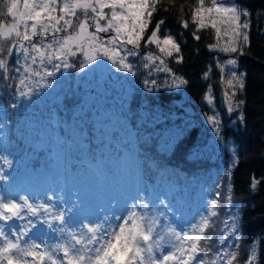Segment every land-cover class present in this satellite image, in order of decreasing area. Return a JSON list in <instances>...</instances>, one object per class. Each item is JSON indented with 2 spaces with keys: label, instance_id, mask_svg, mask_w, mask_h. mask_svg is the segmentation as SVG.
<instances>
[{
  "label": "snow or ice",
  "instance_id": "6c2138e0",
  "mask_svg": "<svg viewBox=\"0 0 264 264\" xmlns=\"http://www.w3.org/2000/svg\"><path fill=\"white\" fill-rule=\"evenodd\" d=\"M161 2L22 0L21 6V0H0L3 16L10 18V22L0 19V80L11 90L13 100L8 107L14 110L22 99L30 100L34 94L51 89L57 73L75 67L73 58H79L81 72L107 61L118 72L136 76L135 58L140 61V67L148 69L149 77L153 72L166 74L163 83L145 79L147 91L185 86L188 81L167 64L169 57H174L177 64L183 62L180 44L170 31L165 29V34L160 35L167 18L156 20L152 26L158 11L169 10L162 9ZM249 16V11L235 0H211L209 7L205 6V0H197V6L191 10V23L196 29L193 38L199 40L196 32L210 26L215 30L217 41L206 45L210 51L243 55L250 44ZM180 23L184 29L189 27L187 20ZM218 25L225 26L223 33ZM153 45L155 51L142 52V48ZM214 59L221 83L230 90H225L223 96L226 110L232 113L244 103L236 101L235 96L245 88V74L237 72L235 57L224 61ZM211 71L212 65H209L203 78L207 79ZM202 100L209 106L214 105L213 95L207 90ZM205 117L219 134V115L205 114ZM238 119L242 121L243 116ZM7 123V118L0 113V129ZM5 180L7 176L0 171V181ZM227 181L225 187L231 189L230 175ZM258 183L252 177L250 187L255 189ZM216 188V199L209 201L206 208L182 227L169 222L167 211L172 210V205L167 197L155 198L167 210L156 211L150 197L142 194L143 189L125 197L122 205L117 201L115 209L99 212L79 195L70 203L54 192L46 193L39 200L29 195L13 199L0 195V221L3 222L0 223V264L5 261L6 264H235L240 238L236 235L234 214L222 221L220 238L213 239L218 231L213 219L218 216L217 200L224 199L220 184ZM227 202H231L230 198ZM27 217H35L47 225L57 234V242L49 244L32 238L30 233L36 224ZM13 219L27 222L17 228L9 224ZM244 264H257L255 250L248 249Z\"/></svg>",
  "mask_w": 264,
  "mask_h": 264
},
{
  "label": "trees",
  "instance_id": "16d2710c",
  "mask_svg": "<svg viewBox=\"0 0 264 264\" xmlns=\"http://www.w3.org/2000/svg\"><path fill=\"white\" fill-rule=\"evenodd\" d=\"M235 3L249 11L251 28L250 44L244 49V54H234L238 59L237 72L245 74V88L235 96L236 101H244L243 105L232 113L226 110L223 90L227 89L221 83V73L216 68L214 59L222 61L228 54L210 51L206 47L217 42L215 30L210 26L196 32L200 36L199 40L192 35L196 29L191 23V10L197 6V0H172L171 3L169 0H162L160 7L169 10L158 11L152 25L154 27L156 20L166 17L160 35L163 36L167 29L180 44L183 62L177 64L174 57H169L167 64L177 75L188 81L182 87L186 104L195 111L219 115L220 132L217 135L222 149L215 157L191 155L195 146L205 138L204 130L196 123H185V126L182 124L181 134L172 137L169 145V138L164 135L165 130L174 123L177 124L181 117L170 118L167 115L180 109L177 105L181 99L179 91L163 88L152 92L145 90L143 82L147 71L137 62L134 63L137 75H126L129 87L126 93L116 90L120 87L112 82H104L102 87L96 88V71H78L79 58H73L75 67L68 74L57 73L51 89L34 94L30 100L22 99L14 110L8 107L13 102L11 90L0 80V109H4L9 124L6 153L10 163L6 166V176L13 178L20 173H29L37 177L40 170L50 167L49 155L47 156L51 141L49 132L39 136L35 125L30 124V120H34L43 129L49 127V108L54 109L52 111L59 119L64 117L67 123L68 165L72 179L89 169L93 175L89 163L100 156L106 172H116L113 159L120 155L122 144H128L126 126L129 123L138 136L144 176L151 174L148 154L153 152L160 158L182 162L181 167L187 176L184 179L178 176L174 178L186 183L189 196L196 193L200 183L206 184L213 195L216 185L220 184L219 190L224 199L217 200L218 216L213 219L218 231L213 239L220 237L224 217L229 212L236 211V235L240 238V247L237 249L235 264H244L249 248L255 250L257 264H264V0H235ZM207 4L208 0H205V6ZM3 11L0 3V19L10 22V18L3 16ZM182 20L189 22L187 29L181 26ZM146 50L155 51V46L142 48V52ZM209 65H212V71L204 79L203 73ZM206 90L213 95L214 110L202 100ZM50 93L57 97L52 98ZM159 110L166 113L165 117L153 123L152 120L157 117L154 118V114H161ZM241 115L242 121L238 119ZM38 138L42 140L39 142L40 147L35 144ZM228 147H232V151ZM106 149L113 153L112 162L105 158ZM229 175L231 189L225 187L229 182ZM252 177L260 181L255 189L250 187ZM181 193L180 189H172L171 200L176 203L177 196ZM229 198L230 203L227 202ZM185 209L188 211L187 206ZM183 214L188 215L186 212Z\"/></svg>",
  "mask_w": 264,
  "mask_h": 264
},
{
  "label": "rangeland",
  "instance_id": "374dc122",
  "mask_svg": "<svg viewBox=\"0 0 264 264\" xmlns=\"http://www.w3.org/2000/svg\"><path fill=\"white\" fill-rule=\"evenodd\" d=\"M209 6H211V0H208V4L206 7H209ZM218 26L221 27V31L223 33V31L225 30V26L223 25H218ZM223 39L226 40L227 37H223ZM231 57H234V54H231V56L230 55L225 56L222 61L228 58H231ZM133 61H134L133 63L137 62L138 64H140V61L136 60L135 58H133ZM70 69H68L67 72L61 70L59 74H61V72L68 74L69 71H71ZM91 69H94L96 71V76L94 79L97 85L96 88L102 87V83L104 82H112L113 85L120 87V89L116 88V90H119L120 92L126 93L127 90L129 89L128 84H127L126 75L130 76V74L118 72L114 67H112V65L109 62L104 61L101 65L91 68ZM145 70L147 71L145 79H156L159 83L165 82V75H166L165 73L153 72L152 76L149 77L148 69H145ZM112 72L113 73L115 72V73L113 74ZM73 74L72 76L76 77ZM225 79H227V76H225ZM144 89L147 90L145 86H144ZM163 89H168L171 91H179L181 94V99L179 100V102H177V105L180 109H177L170 113L167 112L169 113V115L167 116H169L170 118H174L177 116L181 117V120L177 121V124L174 123L173 126L165 130L164 135L167 139L169 138L167 140L169 145L171 144L172 137H176L181 134L182 130L180 129V126L182 124H184L185 126V123H188V124L196 123L200 125L201 128L204 130L205 138L200 141L199 145L195 146V148L191 151V155L195 157H206V156L211 157V158L215 157L218 154V152L221 151L222 143L220 142L218 135L214 130V127L207 122L205 114L203 112L193 110L192 107H189L186 104V98H185V94H184L182 87L178 89L177 88H163ZM89 94L91 95V93ZM49 95L52 98L57 97L53 93H50ZM223 101H224L225 107L227 108L224 96H223ZM207 106L211 110H214V106H209V105ZM162 112L163 111L159 110V113L161 114H158V113L154 114V118L155 116L157 117L154 120H152L153 123L158 120H163V118L165 117L164 115L166 113L165 112L162 113ZM151 118L153 119V116H151ZM105 148L107 147L105 146ZM134 150L135 149H133V152H135ZM228 150L232 151V147H228ZM106 151L107 152L104 153L105 158H108L110 162H112L111 159H112L113 153H109L107 149ZM162 159L164 158L157 160V158L155 159L152 156L151 160L149 161V164H151L152 166L154 162L162 161ZM95 162L99 164L98 168H96L100 172V174L98 175L97 174L92 175L89 169L88 172L84 170L82 173L79 174L78 177H74L75 179H72V176H71L72 174L70 172V169H68L69 176H70L69 203L76 198V195H79L81 200H84L87 203L91 204L93 209L99 212L101 209H105V210L108 208L115 209L116 207H118L117 201L119 202L120 205H122L125 202V197L135 194L128 190H125L123 194L120 193V188L123 185L129 184L131 182V177H132L131 168L128 164L127 158L125 157V152H123V155L121 153L117 158L113 159V163L115 164L114 166L116 170V172L114 173L105 171L101 156ZM49 169L51 168L49 167L46 168V170H49ZM46 170H40L37 175V177L41 179V180H38L39 183L41 182L40 183L41 186L39 189L37 190L30 189V188L25 187L23 183H21L18 191L16 192L14 191L4 192L3 191L0 193V195H3L7 197L8 199L16 198L19 195H29L33 197L35 200H39L46 193H49V192L59 193L58 192V186L60 187L59 182H57V184L53 186L51 183H49L48 185V183L46 182V179H44L47 173ZM56 170H57V167H55L53 171H56ZM162 170H159V171H162ZM55 174L57 175V173ZM135 175L138 176V173H135ZM157 180L159 182H157L156 195H151L149 192L147 193L146 196L150 197L151 203H153L156 207V211H167V210L164 208L163 205H159L158 201L154 200L153 197L159 196L160 199H165V197H167V200L170 201L172 205V210L167 211L168 220L169 222L173 223L177 227H182L185 224V222L191 221L193 217H196L198 212L206 208L208 206V202L214 199L215 197L213 194L210 193L211 190L207 188L206 184L200 183L198 184V187L195 190L196 193L193 196H189L187 191L182 192L181 195L177 196L176 203H174L171 200L170 196L172 192L171 190L172 183L175 181L170 180V174L169 173L165 174L164 179L156 178L155 182ZM29 186L32 188L33 184H29ZM214 191L216 192L217 189H214ZM127 203L130 204L131 200L130 199L127 200ZM194 203H196V209H195V212H192L190 209H191V206L193 208L192 204ZM57 204L58 206H60L59 202H57ZM185 206H187L189 210V214L187 216L183 214V212L188 213L187 209H185ZM116 214H119V212H117ZM231 214L235 215L236 224H237L236 211L229 212L224 217L223 221H225L227 219V216ZM27 218L32 219L34 223L36 224V228L33 229L30 233L31 237L36 239L37 242H39L40 240H45L47 243L53 244L51 243L52 237L50 235V232L48 231L47 226L40 223L35 217H27ZM161 219L163 220V217H161ZM174 220H178L180 224H175ZM26 222H27L26 220H19V222L17 223L21 224L20 226H22V225H25ZM0 223H3V222L0 221ZM223 228H224V224H222L221 230H223ZM224 238L227 239V237H224ZM4 264H6V261L4 262Z\"/></svg>",
  "mask_w": 264,
  "mask_h": 264
},
{
  "label": "flooded vegetation",
  "instance_id": "af4514ba",
  "mask_svg": "<svg viewBox=\"0 0 264 264\" xmlns=\"http://www.w3.org/2000/svg\"><path fill=\"white\" fill-rule=\"evenodd\" d=\"M22 1V0H21ZM21 6H22V3H21Z\"/></svg>",
  "mask_w": 264,
  "mask_h": 264
}]
</instances>
